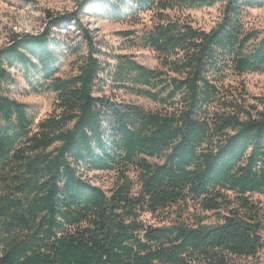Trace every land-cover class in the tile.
I'll return each mask as SVG.
<instances>
[{
    "label": "trees",
    "instance_id": "obj_1",
    "mask_svg": "<svg viewBox=\"0 0 264 264\" xmlns=\"http://www.w3.org/2000/svg\"><path fill=\"white\" fill-rule=\"evenodd\" d=\"M216 6L215 27L193 26L188 12ZM263 8L264 0H85L72 13L47 12L37 35L11 32L0 48V264L256 257L264 249L252 199L264 195V104L260 111L232 80L264 75V29L248 21ZM84 14L141 25L118 36L153 51L160 69L106 56ZM72 29L73 43L53 36ZM66 55L77 57V73L64 78ZM12 70L31 92L55 95L48 117L36 123L12 97ZM86 172L114 173L113 188L93 185Z\"/></svg>",
    "mask_w": 264,
    "mask_h": 264
},
{
    "label": "rangeland",
    "instance_id": "obj_2",
    "mask_svg": "<svg viewBox=\"0 0 264 264\" xmlns=\"http://www.w3.org/2000/svg\"><path fill=\"white\" fill-rule=\"evenodd\" d=\"M85 0H0V48L4 47L9 42L11 32L18 34L37 35L46 27V13L52 15L68 14L79 9ZM220 6L211 9H202L190 11L189 15L193 26L209 31L220 21L221 15ZM89 11L85 12L88 13ZM84 26L91 31L93 40L99 43L102 51L106 56L111 55H133L135 59L149 69H160V62L156 54L151 50L138 48H128L123 39L118 35L126 31L141 29L142 26H133L131 23L114 22L108 19H103L96 16H81ZM248 21L257 29H264V8L261 10L249 11ZM143 22H148V17L144 18ZM69 33L70 36H66ZM56 38H63L68 42H75L77 33L74 29L63 32H53ZM68 38V39H67ZM111 63H114L111 58L104 57ZM60 76L68 77L77 73V57L66 55L62 58L60 64ZM13 75L17 77L18 84L13 87L12 97L17 101L26 104L29 107V113L35 122H39L48 117L54 108L55 95L51 92H43L35 94L30 91L21 74L12 70ZM239 86L245 85L250 97L257 99L253 100L263 110L264 104V75L263 74H247L241 78L232 80ZM107 95H110V89L105 90ZM120 98L140 105L147 110H156L159 108L150 101L134 96L122 95ZM133 177V174L131 175ZM85 178L93 185L102 188L105 191H110L115 183V174L109 172H86ZM253 201L259 205L263 213V231L262 239L264 242V195H254ZM165 214H171L175 210L174 207L169 209ZM174 217V216H173ZM229 264H264V249L254 258L233 259Z\"/></svg>",
    "mask_w": 264,
    "mask_h": 264
}]
</instances>
